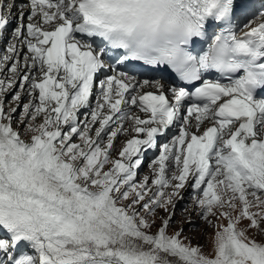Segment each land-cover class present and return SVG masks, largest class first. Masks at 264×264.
<instances>
[{"label": "snow or ice", "instance_id": "obj_1", "mask_svg": "<svg viewBox=\"0 0 264 264\" xmlns=\"http://www.w3.org/2000/svg\"><path fill=\"white\" fill-rule=\"evenodd\" d=\"M0 43V264H264V2L0 0Z\"/></svg>", "mask_w": 264, "mask_h": 264}, {"label": "rangeland", "instance_id": "obj_2", "mask_svg": "<svg viewBox=\"0 0 264 264\" xmlns=\"http://www.w3.org/2000/svg\"><path fill=\"white\" fill-rule=\"evenodd\" d=\"M124 137H120L118 140L121 141L123 140ZM118 140L116 141V145L117 148L120 147V142L118 145ZM113 156H116V153H113ZM149 172V163H145L142 167H141V172H140V176L139 178H142L143 175L148 174ZM138 178V179H139ZM188 192L189 189H184V191H182V195L184 196V200L179 201V203L177 204V208H176V217L175 220H181L183 219L185 221L184 223V235L185 236H190L193 237L191 243L193 245L199 244L201 246H203L204 251L206 253L212 252L213 251V244H212V237L214 235V229L212 227H209L207 223H205L201 217L199 215L196 214L195 211L192 210L191 207H189V214L191 215V219L192 221H194V225H190L187 223V215H185L184 217L181 216V208H183L185 205H191L190 200L188 199ZM158 212H160V215H163L164 213L161 212L160 210H158ZM210 219H212L213 221H215V217H210ZM226 223V221H224ZM159 222H157L158 225ZM244 223H247V221H244ZM178 226L175 224V222H173L172 227L169 229V232L174 231ZM153 231H155V228L153 229ZM258 239H260V237H257Z\"/></svg>", "mask_w": 264, "mask_h": 264}, {"label": "bare ground", "instance_id": "obj_3", "mask_svg": "<svg viewBox=\"0 0 264 264\" xmlns=\"http://www.w3.org/2000/svg\"><path fill=\"white\" fill-rule=\"evenodd\" d=\"M0 44H1V46H3V43H0ZM121 137H123V136H121ZM122 139H123V138H122ZM119 142H120V141L118 140V142H117V143H118V145H119Z\"/></svg>", "mask_w": 264, "mask_h": 264}]
</instances>
